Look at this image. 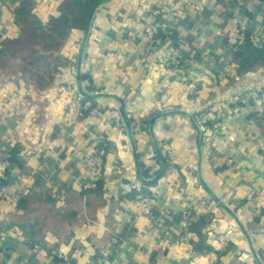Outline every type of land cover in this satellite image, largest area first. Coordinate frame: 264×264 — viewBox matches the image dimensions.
<instances>
[{
	"label": "crops",
	"instance_id": "crops-1",
	"mask_svg": "<svg viewBox=\"0 0 264 264\" xmlns=\"http://www.w3.org/2000/svg\"><path fill=\"white\" fill-rule=\"evenodd\" d=\"M24 1L0 0V49L19 37ZM32 1L42 23L59 16L62 0ZM158 17L166 37L148 44ZM246 31L264 46V0H110L94 14L81 65L85 30L74 29L61 51L70 66L43 95L28 90L26 112L4 98L21 82L0 78V156L15 150L19 163L0 183V264H264V121L252 103L264 93V63L239 73L233 52ZM173 57L184 66L172 67ZM79 70L81 89L102 95L87 117L70 97L74 88L85 98ZM35 96L49 102L43 121L17 125ZM175 111L195 118L201 137L180 113L158 119L153 136L151 124L142 128ZM153 137L168 163L150 185L139 163L166 167ZM93 155L91 178L84 163Z\"/></svg>",
	"mask_w": 264,
	"mask_h": 264
},
{
	"label": "trees",
	"instance_id": "trees-1",
	"mask_svg": "<svg viewBox=\"0 0 264 264\" xmlns=\"http://www.w3.org/2000/svg\"><path fill=\"white\" fill-rule=\"evenodd\" d=\"M104 0H62L59 6V16L51 17L50 20L44 24L33 13L35 5L32 0H26L16 10V24L20 29V35L16 39H7L1 44L0 59L3 57H11L20 59L23 63V68L20 72L30 81L34 83L36 88L40 91L52 87L55 80V75L60 73V68L66 65V59L60 56L62 47L65 45L74 29L85 30L90 19V15L94 6ZM158 17L156 23L159 26L158 38L161 40L166 37L165 27L160 22ZM172 39L177 40V32L169 34ZM238 66L239 73L245 74L256 70L264 63V46L258 47L255 45L254 38L250 31L244 32L243 41L236 47L233 52ZM185 62L182 60L181 68ZM31 71V72H30ZM82 80H87V76L82 75ZM88 93L91 92L87 88ZM85 101L91 103V107L83 110V116L87 117L91 111L96 107L94 98L85 95ZM161 115L154 113L150 118L144 121L142 128L148 130L151 121L154 117ZM125 120L128 123L129 129L133 134L132 123L133 120L124 114ZM194 121L197 122L194 118ZM154 143L159 145L155 140ZM7 157L12 165H18L17 152L15 150L8 152ZM157 159L165 166L168 163L167 158L163 157L161 151H157ZM141 176L145 181L151 180L147 171H144V166L139 163ZM163 171L160 170L155 176L157 177ZM156 182L151 183L154 185ZM99 184V183H98ZM96 184V190L101 187ZM100 186V187H99ZM98 188V189H97ZM85 193H91L86 191ZM55 264L62 263L61 260L55 259Z\"/></svg>",
	"mask_w": 264,
	"mask_h": 264
},
{
	"label": "rangeland",
	"instance_id": "rangeland-1",
	"mask_svg": "<svg viewBox=\"0 0 264 264\" xmlns=\"http://www.w3.org/2000/svg\"><path fill=\"white\" fill-rule=\"evenodd\" d=\"M68 42V40H67ZM67 42L65 43V45L62 47V49H64V47L66 46ZM78 47H79V44H77ZM61 49V51H62ZM60 56L62 58H64L62 55H61V52H60ZM77 56V55H76ZM76 56L72 57V59H74V62L73 64L76 62ZM66 65L63 66L65 69H67L69 66H70V61L69 59L67 58L66 60ZM72 62V61H71ZM72 65V64H71ZM23 63H22V60L20 59H14V58H11V57H3L2 59H0V78L1 80H4L6 83L8 82H11V81H20L21 84H22V87L20 89V91L18 93H16V96L15 94H12V95H4V98L5 100L7 101V105L8 107L10 106V109L12 108H17L16 106L18 105H21V108L23 110V112H26V108L28 106V102L26 101V93L28 92V90H32L38 94H40L41 92H43L41 95L44 94V91H48V89L46 90H38L36 88V86L34 85V83L28 79H25L27 78V76L23 75L20 70L21 68H23ZM63 67L60 68V73L62 71V69H64ZM67 67V68H66ZM72 70L73 72L75 73V68L72 67ZM31 72V71H30ZM59 73V74H60ZM58 74V75H59ZM58 75H55V80L52 84V87L54 86V84L57 82L58 80ZM87 76V74L85 75ZM25 77V78H24ZM74 81V80H73ZM25 83V85H23ZM74 86V84H73ZM32 88V89H31ZM78 90V89H77ZM76 89L72 88L71 91L70 89H68V91H70V97L72 95L73 99L76 100L77 98L81 100V104L84 108H88V106L90 105L89 103H87V101H85V98L84 96L80 95L78 93ZM34 92L31 91V94H34ZM77 96V97H76ZM76 97V99H75ZM30 98V97H29ZM45 98V96L43 97ZM42 97H39V96H35L34 97V100H33V104L31 106V108L34 110L33 112L30 113V116L26 118V113H20V118L18 120H16V124L17 125H23V124H30V125H33L35 124L36 127L37 126V122H42L43 121V116L42 115V112L45 111V108L48 107L47 104H49L48 100L45 98L43 99ZM18 100H19V103H18ZM22 103V104H21ZM30 109V106L28 107ZM157 114V113H156ZM197 121V120H196ZM198 124H200L198 121H197ZM28 124V125H29ZM35 127V128H36ZM31 128V127H30ZM29 128V129H30ZM201 130V129H200ZM201 134H202V131H201ZM154 158V157H153ZM154 167V162L150 163L148 169H147V172L148 171H151L152 168ZM150 176V175H149ZM156 177V176H155Z\"/></svg>",
	"mask_w": 264,
	"mask_h": 264
},
{
	"label": "built area",
	"instance_id": "built-area-1",
	"mask_svg": "<svg viewBox=\"0 0 264 264\" xmlns=\"http://www.w3.org/2000/svg\"><path fill=\"white\" fill-rule=\"evenodd\" d=\"M159 26L157 24H151L146 27L143 39L148 44L159 43L160 39L158 38ZM182 59L179 57H173L169 64L174 68H181ZM253 107H254V115L256 119L264 121V93L257 94L252 99ZM207 132V130H206ZM100 164V156L93 155L85 159V169L91 178L96 174L97 168ZM12 164L9 162L7 157L0 156V183H4L10 173V169ZM160 171L159 163L154 162V167L151 171H149V175L151 179L155 178V175ZM85 187H91L93 185L85 184ZM141 209L144 214L147 216H151L153 214L152 210V199L144 197L138 201ZM111 264H121L120 260L115 259ZM193 264V263H192ZM197 264V262H196Z\"/></svg>",
	"mask_w": 264,
	"mask_h": 264
},
{
	"label": "water",
	"instance_id": "water-1",
	"mask_svg": "<svg viewBox=\"0 0 264 264\" xmlns=\"http://www.w3.org/2000/svg\"><path fill=\"white\" fill-rule=\"evenodd\" d=\"M108 1H110V0H104V1L100 2L99 4H97L96 6H94V8L92 9V12H91V15H90V19H89V23H88V25H87V27H86V29H85L84 40H83V42H82V48H81V53H80V57H79V66L81 65V62H82V57H83L84 49H85L86 42H87V39H88V36H89V31H90V29H91L92 22H93V19H94V14H95L96 10H97L101 5L105 4V3L108 2ZM77 80H78V82H79L80 89H81V88H82V87H81L82 78H81V71H80V70H79V73H78V76H77ZM81 91H82V93H83L84 95H86V96H88V97H91V98H97V97L102 96V95H100V96H98V95H90V94H88L87 92H85L83 89H81ZM120 111H121L122 114H123V112H124V108L122 107ZM173 113H180V114H183V115H185V116H188V117L190 118L191 122L193 123L194 127L196 128V130H197V132H198V134H199V137H201V130H200V128L198 127V125L195 123V121L193 120L194 118H193L191 115H188L187 113L182 112V111H177V112H176V111H175V112H167V113H163V114H161V115H159V116L154 117V118L152 119V121H151V128H150V132H151L152 136H153V129H154V125H155L156 121H157L158 119L162 118V117L168 116V115L173 114ZM123 116H124V115H123ZM124 120H125V116H124ZM125 124H126V126L128 127L129 132H131L130 129H129V126H128V123H127L126 120H125ZM130 134H131V133H130ZM131 137H132V136H131ZM153 139H154V137H153ZM199 139H200V138H199ZM154 140H155V139H154ZM155 142H156V141H155ZM155 145H156L157 151H159L160 149H158L156 143H155ZM165 166H166V167L164 168V170H163V172H162L161 174H159L157 177H155V178H153V179H151V180H149V181H145V180L142 178V176L140 175V172H139V171H138V176H139V178H140L144 183H146V184L154 183V182L158 181V180L160 179V177L164 174V172H165V170H166V168H167V164H165Z\"/></svg>",
	"mask_w": 264,
	"mask_h": 264
}]
</instances>
